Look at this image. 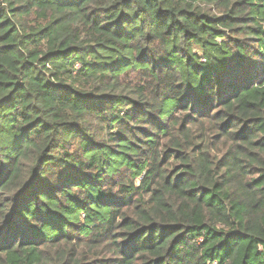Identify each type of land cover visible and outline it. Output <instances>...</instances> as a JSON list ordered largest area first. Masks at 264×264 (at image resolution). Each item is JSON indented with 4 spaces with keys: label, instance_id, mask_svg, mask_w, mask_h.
Returning <instances> with one entry per match:
<instances>
[{
    "label": "trees",
    "instance_id": "trees-1",
    "mask_svg": "<svg viewBox=\"0 0 264 264\" xmlns=\"http://www.w3.org/2000/svg\"><path fill=\"white\" fill-rule=\"evenodd\" d=\"M0 264H264V0H0Z\"/></svg>",
    "mask_w": 264,
    "mask_h": 264
}]
</instances>
